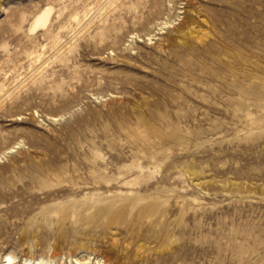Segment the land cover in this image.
Masks as SVG:
<instances>
[{
	"label": "rangeland",
	"instance_id": "374dc122",
	"mask_svg": "<svg viewBox=\"0 0 264 264\" xmlns=\"http://www.w3.org/2000/svg\"><path fill=\"white\" fill-rule=\"evenodd\" d=\"M6 254L264 264V0H0Z\"/></svg>",
	"mask_w": 264,
	"mask_h": 264
},
{
	"label": "bare ground",
	"instance_id": "6f19581e",
	"mask_svg": "<svg viewBox=\"0 0 264 264\" xmlns=\"http://www.w3.org/2000/svg\"><path fill=\"white\" fill-rule=\"evenodd\" d=\"M50 10H51L50 8H45L44 10H42L41 12L37 13L34 16V18L32 19V21L30 23V31H36V30H38L40 28H43L46 25V23H47V21L49 19V16H50ZM161 23H163V27H161L160 29L166 28L168 26V22H166V21L165 22L162 21ZM171 24H172V22H171ZM168 27H170V26H168ZM52 53H53L52 55L55 54V56H56V55H58L59 50L56 49ZM239 103H240V105L244 104V93H243V90H242V92H241V94L239 96ZM225 107L226 108H232L233 104L231 103V101H229L228 103H226ZM52 120H53V118H52ZM15 147H18V146H15ZM14 150H16V149L15 148H10L9 151L7 150V152H12ZM189 175L191 177H193V175H197V172H193V171L189 172ZM73 259H74L72 261L73 264H107V263H105V260H102L98 256L88 255L87 258L83 259V260L78 259V258H73ZM13 260H14V258L11 255L6 254V255L3 256V260H2L1 264H13ZM23 260H24L23 264H49L48 261L45 260L43 257H38L36 259H31V258L25 257ZM71 260L72 259L70 258V261ZM100 261H103V263L100 262Z\"/></svg>",
	"mask_w": 264,
	"mask_h": 264
}]
</instances>
